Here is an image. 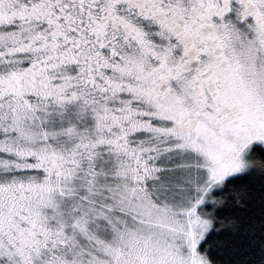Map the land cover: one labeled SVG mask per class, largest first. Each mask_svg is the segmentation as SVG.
Masks as SVG:
<instances>
[{
  "label": "snow or ice",
  "instance_id": "snow-or-ice-1",
  "mask_svg": "<svg viewBox=\"0 0 264 264\" xmlns=\"http://www.w3.org/2000/svg\"><path fill=\"white\" fill-rule=\"evenodd\" d=\"M0 264H264V0H0Z\"/></svg>",
  "mask_w": 264,
  "mask_h": 264
}]
</instances>
